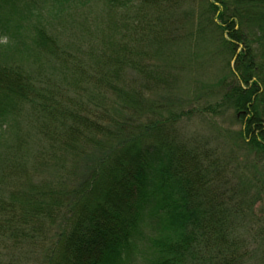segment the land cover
Instances as JSON below:
<instances>
[{"label": "trees", "instance_id": "trees-1", "mask_svg": "<svg viewBox=\"0 0 264 264\" xmlns=\"http://www.w3.org/2000/svg\"><path fill=\"white\" fill-rule=\"evenodd\" d=\"M182 1L82 0L80 4L104 3L112 14L137 11L138 19L125 21L136 23L125 29H133L137 36L150 31L146 30L151 21L162 19L160 11ZM200 1L223 51L233 59L240 43L247 47L228 69L234 84H229L221 101L249 115L236 139L260 164L264 162V0ZM47 3L52 15L75 0H0V37L7 38L0 45V132L27 105L38 121L45 118L39 131L73 156L84 158L85 168L76 173V167L73 177L61 184L58 177L56 184L35 186L36 192L31 186L22 196L0 198V241L33 239L41 229L44 234L47 230L50 244L41 264H240L238 222L247 218L251 205L239 198L240 182L229 187L228 164L234 160L204 145L200 149L199 143L188 146L175 133V117L158 116L160 105L145 99L143 84L123 80L125 68H130L142 80L146 76L154 80L152 84L165 81L158 73L149 75L142 62L134 63L135 44L123 40L102 65L100 79L93 73L88 76L92 87L106 83L104 90L117 97L110 100L114 112L106 109L103 117L101 90L81 104L70 97L45 95L44 85L35 86L33 76L10 60L15 55L28 60L34 52L57 53L55 39L32 22L38 21ZM107 24H113L111 17Z\"/></svg>", "mask_w": 264, "mask_h": 264}, {"label": "rangeland", "instance_id": "rangeland-1", "mask_svg": "<svg viewBox=\"0 0 264 264\" xmlns=\"http://www.w3.org/2000/svg\"><path fill=\"white\" fill-rule=\"evenodd\" d=\"M81 1L75 0L74 5L52 15L48 14L50 4L47 3L38 21L32 20L55 39L57 55L55 50L51 55L34 52L28 60L16 55L10 60L19 62L21 68L33 76L35 86L44 85L41 91L45 95L58 94L59 98L70 97L81 104L93 99L96 90H101L105 102V109L99 110L102 116L106 109L110 114L114 112H110V100L117 97L104 90L106 83L99 88L92 87L88 81L92 77L88 76L93 73L100 79L102 65L109 62L113 57L111 50L123 40L135 44L134 63L142 62L143 66L147 65L149 75L158 73L165 81L152 84L154 80H147L148 76L142 80L130 68H125L123 80L136 86L143 84L140 90L145 99L153 103L152 106L160 105L162 110L157 109L158 116L171 120L175 117V133L188 146L191 142L199 143L198 147L204 145L219 156H232L235 162L228 164L229 187L240 182L236 187L239 198L247 199L246 204L251 205L247 218L238 222L240 230L236 237L241 247L238 253L243 254L240 264H264V162L256 165L252 155L237 143L236 133L249 115L221 101L229 84H234L228 69H233L237 53H246L245 44L238 45L233 59L223 51L218 31L205 21L200 9L204 3L200 0H184L167 6L169 11H160L162 19L151 21L146 30L150 31L139 32L137 36L133 29H125V25L134 27L133 22L125 21L131 17L138 19L137 11L112 14L104 3L87 6L80 4ZM208 16L218 22L216 16ZM110 17L113 24L108 25ZM158 17L159 12L155 15L156 19ZM223 37L226 38L224 33ZM6 41L5 36L0 37V45ZM242 86L246 89V85ZM28 108L26 105L12 125L0 132V198L5 201H9V196H22L31 186V191L36 192L38 187L35 186L56 184L58 177L61 184L73 177L71 174L76 167V173L83 172L85 164L84 158L73 156L70 149L60 148L42 134L38 126L45 118L38 121L37 115ZM60 157L65 161L59 160ZM231 198L232 194L227 197ZM25 230L30 232L31 229L26 227ZM43 232L41 229L33 239L20 238L13 243L0 241V264H41L51 237H47V230L46 234Z\"/></svg>", "mask_w": 264, "mask_h": 264}]
</instances>
